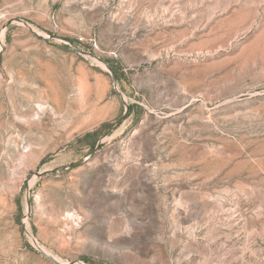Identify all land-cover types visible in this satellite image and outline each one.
Instances as JSON below:
<instances>
[{
  "label": "rangeland",
  "instance_id": "374dc122",
  "mask_svg": "<svg viewBox=\"0 0 264 264\" xmlns=\"http://www.w3.org/2000/svg\"><path fill=\"white\" fill-rule=\"evenodd\" d=\"M27 233L62 263L264 264V0H0V264H54Z\"/></svg>",
  "mask_w": 264,
  "mask_h": 264
},
{
  "label": "water",
  "instance_id": "95a60500",
  "mask_svg": "<svg viewBox=\"0 0 264 264\" xmlns=\"http://www.w3.org/2000/svg\"><path fill=\"white\" fill-rule=\"evenodd\" d=\"M14 22H17V23H19V24H21V25H23V26H25V27H27L28 29H29V27L25 24V23H23L22 21H20V20H15ZM10 23H12L11 21L7 24V25H9ZM29 30H31V29H29ZM50 39H58V38H56V37H54V36H50L49 37ZM71 46V45H70ZM71 48L73 49V50H75L76 52H78V50L75 48V47H73V46H71ZM106 68V67H105ZM108 71H109V73H110V76H111V78H112V84H113V87L115 88V90H116V93H117V95L121 98V100H122V102H123V104H124V108H125V110H124V113H123V115H122V118L121 119H123L125 116H126V114H127V112H128V107H127V105L125 104V102L123 101V96H122V94H121V92L118 90V87H117V82H116V79H115V76H114V74L110 71V69H108V68H106ZM109 134V132L106 134V136ZM103 139V138H102ZM102 139H100L97 143H96V145H95V148H94V150H93V152L99 147V145L102 143ZM92 152V153H93ZM91 153V154H92ZM90 154V155H91ZM53 172V171H52ZM48 173H50V171H46V172H41V173H37V174H35L37 177H42V176H44V175H46V174H48ZM29 209V204L27 203V210ZM27 236L29 237V239L31 240V242H32V244H33V246L35 247V249L40 253V254H42L45 258H47L48 260H50L51 262H53L54 264H84V263H82V262H70V263H62V262H59V261H57L55 258H53V257H51L50 255H48L47 253H45L40 247H38L37 246V244H36V242H35V240L32 238V236L31 235H29L28 233H27Z\"/></svg>",
  "mask_w": 264,
  "mask_h": 264
},
{
  "label": "trees",
  "instance_id": "16d2710c",
  "mask_svg": "<svg viewBox=\"0 0 264 264\" xmlns=\"http://www.w3.org/2000/svg\"><path fill=\"white\" fill-rule=\"evenodd\" d=\"M96 136H97V132L87 133L81 138V140L82 141H86L87 144H89L90 147H93L94 144H95Z\"/></svg>",
  "mask_w": 264,
  "mask_h": 264
}]
</instances>
